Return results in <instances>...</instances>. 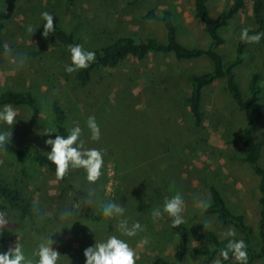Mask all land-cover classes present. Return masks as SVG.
<instances>
[{
    "label": "rangeland",
    "instance_id": "obj_1",
    "mask_svg": "<svg viewBox=\"0 0 264 264\" xmlns=\"http://www.w3.org/2000/svg\"><path fill=\"white\" fill-rule=\"evenodd\" d=\"M253 1L246 0V8L229 26L221 30L226 38V43L221 49L229 59L235 55L239 42L243 41L242 29L252 30L257 27L253 16ZM231 2L209 0L211 14L216 17ZM194 4L195 0H76L74 3L68 0H0V7L7 12L6 24L1 31L6 48L12 50L13 56L17 53H27L24 66L19 69L6 52L0 56V89L30 90L33 93L38 108L35 110L25 105L15 107L18 111L16 123L22 117L37 121V130L46 138L43 139L44 145L41 148L47 149H50L51 145H48L46 140L59 135L57 124L74 126L78 118L91 112V104L96 103V119L101 125L102 135L116 147L111 148V156L107 159L105 170L104 192L111 198L116 195L122 176L115 166V158L123 156L125 160L149 161L152 154L157 152L156 148L143 150V141L139 135L141 130L146 131L147 128L152 132L159 127L158 131L161 135L164 134L168 146L172 143L179 144L178 148L166 155L161 163L162 168L179 167L183 176L187 177L189 173L188 176L192 179L189 185L171 186L166 197L176 191L182 192L186 201L188 223L204 220L206 215L202 211L197 213L194 208V197L209 198L208 180L211 174L214 175L232 210L244 214L246 222L253 226L255 245L259 249V176L242 160L246 151L243 146L244 128L253 113L241 110L234 104L221 80H216L204 90L203 108L205 105L207 117L203 127L193 125L185 100L191 88L186 73L208 71L212 68L209 58L179 60L173 54L150 55L147 59L130 57L119 67L96 70L93 73V82L77 91L69 85L65 77H73L72 73L64 70L65 65L70 63L66 48L55 38L39 34V28L35 29L33 34L26 31L28 24L40 26L41 11L53 9L57 12L61 25L80 37L82 44L88 48L101 47L121 35H150L166 41L167 31L164 24L146 18L144 14L151 7L170 8L178 26L179 39L191 47H207L210 38L204 25L195 17ZM245 44L244 60L236 68L237 79L244 95L248 97L250 74L260 73L263 91L257 104L264 109V39L259 43ZM59 70L65 73L54 75V71ZM168 76L177 78L174 86L166 90L168 86L164 82L155 85L159 99L156 100L155 109L150 110L148 105V114L145 115L142 109L147 105L145 99L147 87L150 89V78L161 81L160 79ZM138 112L140 114L137 116ZM48 129H54L56 133L45 134ZM105 147L107 148L106 144ZM20 159L14 154L0 150V164L5 168L10 164L12 171L17 169L21 164ZM262 159L264 162V155ZM126 184L127 182H124V185ZM57 185L56 176L43 170L34 175L29 190L35 199L39 200L41 196L46 199L45 194L57 193L60 189L64 209H71L77 217L82 216V220H86V210L80 196L70 191L67 184L61 188ZM124 185L120 186L119 190H125L127 187ZM0 217L4 218L1 213ZM211 220L212 225H218L214 218ZM155 224L162 235H153L147 243H142V240L132 243L140 255L137 264H155L156 260L166 262L174 259L178 233L167 231L168 219L164 215L156 220ZM2 227L10 230L9 236L3 242L7 250L15 246L18 238L20 242L23 233L15 231L9 223ZM219 230L224 232L227 228L222 227ZM83 231V227H78L54 240V247L61 253L59 264H65L66 259L76 258L73 254L82 245V239L86 238L83 237ZM165 236L166 249L160 253L158 242ZM199 243L201 242L192 241L193 246ZM183 264H204L203 256L191 253ZM253 264L263 263L261 259H257Z\"/></svg>",
    "mask_w": 264,
    "mask_h": 264
},
{
    "label": "trees",
    "instance_id": "obj_2",
    "mask_svg": "<svg viewBox=\"0 0 264 264\" xmlns=\"http://www.w3.org/2000/svg\"><path fill=\"white\" fill-rule=\"evenodd\" d=\"M68 1L76 2V0ZM231 1L228 6L214 17L210 11L209 0H195V17L204 25V29L210 38L207 47H191L184 44L178 37V26L175 23L172 10L170 8L151 7L145 12L144 17L164 24L167 31L166 41L150 35L138 37L121 35L101 47H86L96 52V60L88 68L72 73L73 77L65 76L69 85L80 91L93 82V73L96 70L119 67L130 57L147 59L150 55L169 54H173L179 60H194L207 57L212 62L211 69L203 73H186L191 88L185 100L189 107L193 125L196 127L205 125L207 112L205 105L203 108V94L206 87L212 85L216 80L223 81L226 91L239 109L253 113L249 123L244 128L243 146L246 151L242 160L259 176L258 187L261 192L259 198L261 205L260 219L258 222V232L261 241L259 249L255 245L253 226L246 222L244 214L232 210L223 189L217 184L215 176L211 174L209 176L210 181L208 180L210 193L208 199L212 203L206 211L202 212L206 215V218H214L215 223L218 225H212L210 230L204 231V225L200 224L203 220H200L193 223H188L187 221L186 224L173 228L171 227L170 218L167 214H164L168 219L169 229L167 231L169 233L172 231L178 233V245L174 259L166 262L156 260L155 264H183L191 253L203 256L204 264H213V261L218 257V250L226 246V241L220 238L223 232L219 228L222 227L227 229L234 227L238 234L237 238H242L246 241L248 246V264H253L257 259H261L264 264V162L262 159L264 155V109L257 104L259 95L263 91V84L260 83L259 72L251 73L248 81L249 95L246 97L237 79L236 71V68L244 60L245 42H239L235 55L230 59L225 56V52L221 49L222 45L226 43V38L221 33L222 28L229 26L233 19L246 8V0ZM48 11L54 14L56 22V31L49 36L58 40L66 48L70 56L68 45L82 44V41L75 33L67 31L61 25L55 10L50 9ZM253 16L257 27L250 30V33L264 32V0L253 1ZM6 18L7 12L0 7V56L5 53L6 49L1 34L6 24ZM40 26H42V22ZM38 32L42 34L43 28H39ZM57 73L62 75L65 72L61 70L54 71V75ZM176 79L171 76L160 79L161 81H157L156 78H150L148 83L150 89L147 87L146 90L147 98L145 99V104L147 105L142 109L145 115L148 114V105L150 110L151 108L155 109L156 100L157 98L159 99L157 97L158 88L155 85L164 82L168 86L167 89L165 86V89L169 90L174 86ZM162 101L163 97L160 98V102ZM3 104H11L14 107L25 105L35 110L38 108L37 100L30 90L4 89L0 91V106ZM91 108V112L87 115L76 118L79 119L77 124L83 129L82 139L85 141V145L87 147L101 148L105 154L102 175L95 182L87 180L86 172L83 169H71L63 178L57 177L56 166L47 159V152L51 148H41L44 145L43 139L45 140L46 138L42 137L37 130V121H29L28 117H22L18 123L12 126L13 135L10 143L3 151L21 158V164L13 171L10 169V164L7 168L0 164V213L4 216V219L9 221V225L15 231H22L23 235L20 242L23 243L26 253L29 255H31L42 237L53 234L52 239L55 240L65 233L72 232L75 228L83 227L84 231L82 234L86 238L82 239V245L73 254L76 258L66 259L65 264H84V249L94 244L95 236L99 240L113 231L114 222L100 216V208L97 202L101 200L121 202L127 209L126 215L134 220H139L146 226L144 232L130 238L131 243L142 240L144 236H147L149 240L153 238V235H162L161 230L156 229L155 221L152 220V209L163 203L171 186L183 187L185 184L189 185L192 180L189 178L191 176H188L189 173H187V177L183 176V172L179 167L162 168L161 163L166 155L178 148L179 144L175 143L173 145L172 143L171 146H168L169 143L165 141L164 134L161 135L158 131L159 127L152 132L146 128V131L141 130V133L139 132V136L143 141L142 149L148 150L155 147L157 152L152 154L149 161L147 159L138 161L134 159L125 160L123 156L115 158V166L122 176L116 195L114 198L108 197L104 192L105 170L107 159L111 156V148L115 146L103 135H101L99 142L90 139L86 120L83 119H87L89 115L97 116V104H91ZM142 111L139 112L141 113ZM139 112L137 116L140 114ZM8 127L3 122L0 124V129H7ZM56 128L58 134L66 136L71 127L59 123ZM43 170L56 176L58 188L65 187L64 185L67 184L70 191L80 196L83 207L86 210V220L83 221L82 216L77 217L75 214L68 218H61V213L65 209L60 189L57 193L45 194L46 199L42 196L39 200L35 199L29 190L30 183L34 175ZM124 182H127V184L124 185ZM123 185L127 188L119 190L120 186L122 187ZM133 192L136 193L134 194ZM44 204H46L45 207L43 206ZM187 213L185 212L186 217ZM9 231L6 228H0V252L7 251L3 242L9 236ZM165 239H167L166 236L161 238V242H158L160 253H163L166 249ZM192 241L201 243L193 246ZM224 264H238V261L230 253V259L224 261Z\"/></svg>",
    "mask_w": 264,
    "mask_h": 264
},
{
    "label": "clouds",
    "instance_id": "obj_3",
    "mask_svg": "<svg viewBox=\"0 0 264 264\" xmlns=\"http://www.w3.org/2000/svg\"><path fill=\"white\" fill-rule=\"evenodd\" d=\"M39 17L42 26L28 24L26 31L33 34L35 29L42 27L44 37L55 33L54 14L45 10L40 12ZM262 39H264V32L250 34L248 28L241 31V40L246 43H259ZM68 51L71 62L65 65L64 70L69 74L88 68L96 60V52L84 47L83 44H69ZM5 52L12 57V62L17 69L24 66L27 53H17L13 56L12 50L8 48L5 49ZM17 118L18 111L11 104L0 106V122L9 126L7 129H0V150L5 149L10 143L13 135L12 126L16 123ZM86 127L92 141L101 139V128L95 115L87 117ZM49 133H56V131L54 129L46 130L45 134ZM82 134V127L75 124L68 130L66 136L59 134L55 138L49 137L46 140V143L51 145V150L47 152V159L56 166L57 177L63 178L71 169H83L90 182L97 181L102 175L105 163L104 151L97 147H87L82 139ZM97 203L101 218L114 222L113 231L99 240L95 236L94 244L84 249V264H137L140 255L137 247L132 245L130 238L144 232L146 226L139 220H134L126 215L127 209L121 202L101 200ZM211 203L212 201L206 196L194 197V208L197 213L206 211ZM186 210L183 193L176 191L170 197H165L161 205L152 209L151 217L153 221H156L167 214L171 227L178 228L187 223ZM72 215V210L66 209L61 213V218H68ZM8 223L7 219L0 217V227L6 226ZM200 224L204 225V231L212 228L210 218L204 219ZM52 235L42 237L31 255L26 253L23 243L19 242L18 238L14 247L0 252V264H59L61 253L54 247L55 241L52 239ZM237 237L238 234L234 227H229L221 234L220 238L226 241V246L218 250V257L213 261V264H224V261L230 259V253L238 261V264H248L247 243L244 239ZM147 241V236L142 237V243H147Z\"/></svg>",
    "mask_w": 264,
    "mask_h": 264
}]
</instances>
